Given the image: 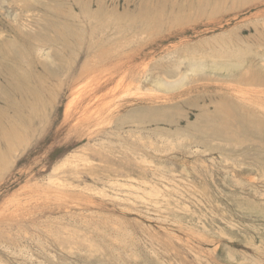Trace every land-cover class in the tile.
I'll return each mask as SVG.
<instances>
[{"label":"rangeland","instance_id":"374dc122","mask_svg":"<svg viewBox=\"0 0 264 264\" xmlns=\"http://www.w3.org/2000/svg\"><path fill=\"white\" fill-rule=\"evenodd\" d=\"M0 264H264V0H0Z\"/></svg>","mask_w":264,"mask_h":264},{"label":"bare ground","instance_id":"6f19581e","mask_svg":"<svg viewBox=\"0 0 264 264\" xmlns=\"http://www.w3.org/2000/svg\"><path fill=\"white\" fill-rule=\"evenodd\" d=\"M238 63V62H237ZM236 63V64H237ZM241 63V62H240ZM196 64V63H195ZM199 64H197V66H198ZM202 65V64H201ZM201 65H200V67H201ZM203 65H204V63H203ZM202 65V66H203ZM217 65V64H216ZM241 65V64H240ZM192 66H193V64H192ZM205 66V65H204ZM237 66H239V65H237ZM195 67H196V65H195ZM199 67V68H200ZM208 67V66H207ZM215 67V66H214ZM240 67V66H239ZM192 68V67H191ZM233 68H236V65L235 64H225V65H220L218 68H216V69H218V70H220V71H222L223 73H224V75L226 76V77H228V78H226V79H230V77H231V75L233 74V72H232V70H233ZM189 69H190V66H189ZM197 69V68H196ZM199 70V69H198ZM212 70V69H211ZM260 77H261V75H258L257 77H255V78H257V79H254V78H250V83H246L247 85H252V84H260V81H258L259 79H260ZM180 78H181V76H180ZM225 78V77H224ZM157 79V78H156ZM179 79V78H178ZM183 78H181V80H182ZM180 81V80H179ZM242 82V81H241ZM157 84L159 85V87H161V88H163V89H165V90H173V89H175V88H177V86H178V82H176V81H167V80H163V79H160V80H158L157 81ZM156 85V84H155ZM157 85V86H158ZM156 86V87H157Z\"/></svg>","mask_w":264,"mask_h":264}]
</instances>
